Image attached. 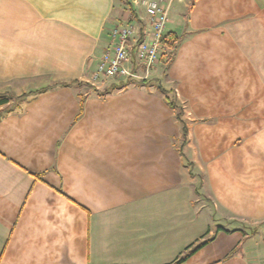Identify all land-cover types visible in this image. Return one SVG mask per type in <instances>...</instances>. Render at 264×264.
<instances>
[{
    "label": "crops",
    "instance_id": "1",
    "mask_svg": "<svg viewBox=\"0 0 264 264\" xmlns=\"http://www.w3.org/2000/svg\"><path fill=\"white\" fill-rule=\"evenodd\" d=\"M127 2L0 0V264H264V0H174L166 72L95 88Z\"/></svg>",
    "mask_w": 264,
    "mask_h": 264
},
{
    "label": "built area",
    "instance_id": "2",
    "mask_svg": "<svg viewBox=\"0 0 264 264\" xmlns=\"http://www.w3.org/2000/svg\"><path fill=\"white\" fill-rule=\"evenodd\" d=\"M128 2L132 8L141 9L145 13L149 31L143 40H135L133 46L128 47V42L134 40L133 28L130 25L113 27L110 30L111 45L101 54L89 81L93 87L102 78L128 77L130 72L124 66V62L131 55V51L143 64L146 73L159 60L160 41L166 32L168 16L174 0H128Z\"/></svg>",
    "mask_w": 264,
    "mask_h": 264
},
{
    "label": "trees",
    "instance_id": "3",
    "mask_svg": "<svg viewBox=\"0 0 264 264\" xmlns=\"http://www.w3.org/2000/svg\"><path fill=\"white\" fill-rule=\"evenodd\" d=\"M126 4H127L128 12H129L127 25L132 26L133 22H137V23L139 22L140 23V20L137 18L134 10H132V8H130L129 2H127ZM136 35H137L136 41H141L144 39L146 33H145V27L143 26L142 23H140V27H139ZM183 39H184V36L182 34H179V33L173 32V31L165 32L164 35L162 36L161 41H160L161 49L159 51V62H161V64H163V66H164L163 73L166 72V70L168 69V67L170 66L172 61L174 60L175 55H176V51H177V49H178V47L181 44ZM130 41H132V40H130ZM140 82L141 83H151L152 80L144 79V80H141ZM158 91L161 94L165 95V98H166L168 104L176 111L177 118H180L181 112L175 103V96L173 94V89L172 88L169 89V88H166V87L160 85L158 87ZM4 103H5V101L3 99H0V106L4 105ZM182 133H183V135L185 134L184 127H182ZM205 243H206V241L196 245L194 248L190 249V247H189V248L185 249L183 254L181 256H179L171 264L181 263L189 255H191L193 252H195L198 248H200Z\"/></svg>",
    "mask_w": 264,
    "mask_h": 264
},
{
    "label": "rangeland",
    "instance_id": "4",
    "mask_svg": "<svg viewBox=\"0 0 264 264\" xmlns=\"http://www.w3.org/2000/svg\"><path fill=\"white\" fill-rule=\"evenodd\" d=\"M130 8H132V7L130 6ZM132 10H134L136 16L140 18V19L138 18L140 20V23H142L144 26L145 22L143 20L142 14L137 12L136 8L132 9ZM168 18H169V16H168ZM1 20H2V18H0V22H2ZM121 23L123 25L128 24L127 20H124ZM140 23L139 22L138 23L133 22V25L131 27L133 28V30L135 32L138 31V29L140 27ZM18 44H19V41H16V40H13L12 38H10V34H7V32L4 29V25L1 23L0 24V78H1V75L3 73L4 67H5V69H8V67H11V63L14 62L15 57L18 54V50L20 49ZM156 64L160 68H163V64H161V62H159V60ZM100 82H101V80L99 82H97L94 86L99 88L101 85ZM168 85H169V88H174L172 83H168ZM173 93H175V92H173ZM175 95H176V93L174 94V96ZM179 105L180 104L178 103V106H177L178 108H179ZM179 110H180V108H179ZM184 113H185V111H184Z\"/></svg>",
    "mask_w": 264,
    "mask_h": 264
}]
</instances>
